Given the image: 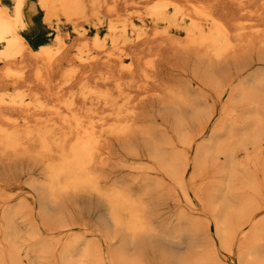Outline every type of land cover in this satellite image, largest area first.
I'll return each mask as SVG.
<instances>
[{"label":"bare ground","instance_id":"bare-ground-1","mask_svg":"<svg viewBox=\"0 0 264 264\" xmlns=\"http://www.w3.org/2000/svg\"><path fill=\"white\" fill-rule=\"evenodd\" d=\"M36 2L43 10L44 22L62 18L76 25L97 18L102 24L100 12L108 19L105 35L97 32L89 42L83 40L67 47L57 33L53 38L55 45L41 44L33 49L20 33L25 23L21 7L25 4L18 0L12 14L8 8L0 7V41H3L0 42V169L16 167L23 161L28 164L32 190L39 201L35 213L45 229L55 230L51 227L56 223L58 228L85 226L73 220L70 206L80 198H88L84 206L95 216L96 227L107 232L104 233L108 241L118 239L119 249L112 256L115 262L118 259L129 264L130 255L125 249L142 250L147 245L150 249L156 236L162 235L163 241L176 245L185 238L195 239L200 234L197 229L201 230L198 226L208 228L210 223L227 252L247 240H255L250 247L257 252L262 243L259 246L257 241L263 239L264 243V215L259 214L264 206L248 208L253 205L248 193L252 191L258 196L261 183L249 165L253 170L260 166L263 171L264 165L252 157L254 162L249 155L254 150L260 155L258 160L264 159V151L259 147L264 142V0H111L103 11L99 8L108 0ZM129 2L144 5L141 11L133 13L140 26L132 16L122 20L112 18ZM251 21L257 23L246 25ZM29 60L36 64L32 81L21 69L13 68L15 63ZM255 63L258 67L253 69ZM58 73L60 79L55 83ZM31 82L33 88L18 89L21 84ZM236 127L245 129L243 136L234 134ZM208 128L207 143L200 145L202 139L199 140L191 158L193 139L206 138ZM239 151L247 156L243 155L249 160L247 163L236 159ZM219 156L225 162L218 171L225 178L215 181V185L208 180L213 185L210 189L207 182L205 188L213 192L210 195L202 182H197L200 173L196 165H207L208 170ZM242 180H247L246 188H251L247 194ZM187 181L199 184L193 185L197 187L194 193L203 210L209 213L205 220L176 211L174 202L180 193L187 194L183 190ZM206 191L212 198L208 199ZM9 198L14 196L0 187L1 202ZM1 206L3 234L15 232L18 228L15 229V219L21 212L32 218L33 208L25 201ZM236 218L238 223L233 225ZM30 236L25 238L32 241L38 237ZM62 237L59 232L54 241L33 240L38 244L35 242L33 248L36 246L39 254L49 253L59 246ZM204 238H209L208 233ZM77 242L78 237L64 241L61 253L58 252L65 257ZM7 246L11 247L6 254L1 252L0 264L4 258L18 264L20 246L14 243ZM97 248H93L91 256L87 248L85 251L82 248L80 253H85L83 259L80 254V260L87 256L90 261L101 258L102 252ZM26 249L32 251L30 247ZM72 251L73 256L79 253ZM109 252L108 256L112 255ZM137 252L141 255V251ZM256 254L254 264L258 263ZM34 259L37 257L31 261ZM58 260L61 262V258ZM206 260L209 264H221L216 255Z\"/></svg>","mask_w":264,"mask_h":264},{"label":"rangeland","instance_id":"rangeland-1","mask_svg":"<svg viewBox=\"0 0 264 264\" xmlns=\"http://www.w3.org/2000/svg\"><path fill=\"white\" fill-rule=\"evenodd\" d=\"M0 3H2L3 5H5V6H7V8H8V12H9V14H12V12H10L9 11V9L11 10L12 8H13V0H0ZM108 3H111V0H108V2H107V4L106 3H104L105 4V6H103L104 4H102V6L99 8L100 10L99 11H103V9L108 5ZM129 4V5H128ZM128 4H126L125 5V7L124 6H121L120 7V11H119V13L117 14L118 16H114V17H112V18H114V20H122V19H126L128 16H132V19H134V22H135V24L137 25V26H140V22H138L136 19L137 18H135L136 16L134 15V14H136L137 13V11H141L142 10V8H141V6L143 7L144 5H141V4H137L138 6H139V8H138V6L136 5V4H134V2H129ZM133 5V6H132ZM128 6H129V8H128ZM135 6H137V7H135ZM31 7V9L32 10H30V9H28V8H30ZM144 9V8H143ZM122 11V12H121ZM125 11V14L123 13ZM136 11V12H135ZM128 12V13H127ZM131 14H130V13ZM134 13V14H133ZM23 14H24V20H25V23L28 25V27H27V30H24V31H20V33L21 34H23L24 36H25V38L27 39V41H28V43L30 44V46L33 48V49H36L39 45H41V44H50V45H55L56 43V41L55 40H53V38H54V36H55V34H59V35H61V37H62V39H63V41H64V46H72L73 44H76V42H80V43H82L83 42V40L84 41H87V42H89L91 39H92V37H94L95 36V34L97 33V32H99V34L101 35V36H103V35H105V33H106V21H108V19L104 16V14H103V12H100L99 13V15H98V17L100 18V20H102V24L100 23H98L97 22V18H91L88 22H78L76 25H74V24H72V23H67L64 19H58L57 21H56V19L57 18H54V19H52L50 22H44L43 21V24L42 23H40V19H41V16L43 15V10L40 8V6L37 4V2H36V0H27V3H25V6H24V9H23ZM128 15V16H127ZM127 16V17H126ZM118 17V18H117ZM117 18V19H116ZM97 19V20H96ZM252 22V21H251ZM251 22H247L246 23V25H249V26H251V25H255V22L256 21H253L252 23ZM48 23V24H47ZM62 23V24H61ZM80 23V24H79ZM85 23V24H84ZM98 23V24H97ZM257 23V22H256ZM260 22H258V24H259ZM56 25V26H55ZM70 25H71V27H70ZM80 25V26H79ZM99 25V26H98ZM94 26V27H93ZM148 26H150L149 24H148ZM56 27V28H55ZM73 27V28H72ZM80 27V28H79ZM79 28V29H78ZM74 29V30H73ZM83 30V31H82ZM72 31H74V32H72ZM64 37V38H63ZM78 39H77V38ZM83 38V39H82ZM80 43H77V44H80ZM72 44V45H71ZM29 62V63H28ZM26 61V63H28L29 64V67H28V65L25 63V62H23V63H19V62H17V63H15V64H13V68L15 69L16 68V70H22L23 71V74L27 77V79L28 80H30V81H32L31 80V78H33V73L32 72H34V67H35V62H31L30 60L29 61ZM16 64H17V66H16ZM27 65V66H26ZM2 66V63L0 64V67ZM22 66V67H21ZM25 66H26V68H28V69H26L25 68ZM17 67H19V68H17ZM258 67V65H256V63L254 64V67H253V69H255V68H257ZM33 70H32V69ZM25 71V72H24ZM30 71H31V73H30ZM28 74V75H27ZM31 75V76H30ZM29 76V77H28ZM244 76V75H243ZM243 76H242V78H243ZM59 79H60V76H59V73L57 74V75H55V77H54V82L56 83L57 82V80L59 81ZM29 84V85H28ZM23 83V84H21L20 86H19V88L18 89H20V90H27V88H28V86L29 87H32L34 84L31 82V83ZM33 88V87H32ZM241 126H239V128H240ZM210 128V127H209ZM209 128H208V131L206 132V134H205V136L204 137H206V138H200V137H195V139H193V147L191 148V158H192V156H194V154H195V150L194 149H196V148H194V146H196L197 144L199 145V140H201L202 139V141L200 142V145H202V143L204 142L205 144L207 143L206 141H207V137H208V135H209ZM237 129V127H236V130H234L235 132H234V134L236 135V136H238V137H241V136H243V134H244V131H245V129H243V128H241V129ZM237 130H241V131H237ZM241 134V135H240ZM205 140V141H204ZM195 142H198V143H196L195 144ZM203 143V144H204ZM260 148L261 149H263V151H264V142L262 141V142H260ZM254 148V147H253ZM255 148H257V147H255ZM250 154H252V155H249L251 158L252 157H255L256 159L255 160H257V162H258V164H260V161H261V163L264 165V159L261 157V159H263V160H261V159H259L258 160V158L260 157V155H258L257 153H256V151H254V150H251L250 151ZM237 155L238 156H236V159L238 160V161H243L244 163H247L249 160L246 158L247 156L243 153V151H239V153L237 152ZM243 155H245L246 157V159H244V156ZM257 156V157H256ZM217 159V160H216ZM214 161H213V163L212 164H210L209 166L211 167V168H208V170L206 169V166L207 165H204V164H201V166H202V168H201V166H200V164L199 165H196L197 166V168H196V171L197 172H199L201 175H202V177L200 178V174L198 175V180H197V182H199V184H200V182H202L201 183V185H203L204 186V190H207V189H205L206 188V186L208 185V183L209 182H212L213 183V185H215L214 184V182L216 181H221V180H224V175L220 172L219 173V171H218V168H219V166L220 165H222L225 161H224V157L222 156V157H217ZM242 159V160H241ZM253 159V158H252ZM254 160V159H253ZM255 160H254V162H255ZM217 161H218V163H217ZM245 161H247V162H245ZM20 165V166H19ZM18 166H16V167H9V168H5V169H0V187L1 188H3V191H4V193H7V194H11V195H13L14 196V198H9V200L7 201L6 199H4V201H2L1 202V200L2 199H0V205H2L3 207L5 206V204L6 205H16L18 202H20V201H25L26 203H28L29 204V206H31L32 208H33V213H32V218H30V219H28L27 217H26V213L25 212H21L20 214H19V216L18 217H16V219H15V232H19V233H15V232H6V233H8V236L10 237V239H11V241H10V239H9V237L7 236V234L6 233H4L3 234V231H1L0 230V254H2V253H4V254H6V251H8L7 249H10L9 247H11V246H7V245H11L12 243H14L15 245H17L18 247L20 246V249H19V252H20V260H19V262H18V264H31V262H33V264H60V263H62V264H64L65 262H63V261H65V259H66V261L67 260H69V259H67L68 257L71 259V260H69V261H67L65 264H68V263H70V262H72L73 260L75 261H73L72 262V264H76V262H79L80 263V261H83V262H81V263H83V264H85L86 263V261L88 262V261H90V258H88L87 259V257H85L87 260H85V258H84V260H80V254H81V256H82V254L83 253H85V252H83V253H80L81 251H85V249L87 248V253L89 254V256H91V254L93 253L94 254V250H96L95 248H96V246H98V248L97 249H99L101 252H102V256H101V258H93V259H95V261H93V259H91V261H90V263L88 262V264H109L110 262H111V264H123V262L121 263V262H119L118 261V259L116 260V262H115V259L113 258L112 259V256H113V252L115 251H117L119 248L118 247H116V246H118V239H114L113 241L111 240V242L110 241H108L107 240V234H105L104 232H106L105 230H103V229H98L96 226H97V224H96V220H95V216L92 214V212H89L88 213V211H87V207H85L84 206V204H85V202H87L88 201V198H80L79 200H78V203H76V204H71V208H73L72 209V217H73V220H75L76 222H80V223H85V226H82V225H77V226H73L72 228H67L66 226L65 227H59L58 228V224L56 223L54 226L52 225V227L51 228H53L54 227V229L55 230H53V229H50L49 230V228L47 227V229H45L46 227L44 226V224L41 222V220L39 219L40 217L38 216V209H37V206L39 207V201H38V195L36 194V192H34V190H32L33 189V187H32V185H31V183H30V175L28 174L29 172L28 171H30L29 170V167H28V164H26V162L25 161H23V162H21L20 164H19ZM261 165V164H260ZM213 166H215V169L216 170H214V167ZM191 167H192V162H191ZM208 167V166H207ZM249 169L251 170V171H253V172H255V176H256V178H257V180H259L261 183H260V186H258L259 184H258V182H257V186H258V190L260 191L259 192V195L257 196V193L256 192H254V193H256V195H253V193H251L252 191L250 190L251 188H249V187H247L246 188V185H247V180H242L243 182H244V185H245V183H246V185H245V191H246V194L248 193V191H251V192H249L248 193V196L250 197V200L249 201H252V203H253V205H250V203H249V205L250 206H248V208L249 207H253V209H258L259 207H263L264 206V200H261V199H264V188L262 187V185L264 184V174H261V173H264V171L262 170V168L261 169H259L260 168V166H259V171H262V172H259L258 171V169L257 168H255V169H257V171L254 169H252L253 167L251 166V165H249ZM19 168H20V170H19ZM193 168V167H192ZM192 168H191V172H192ZM8 169V170H7ZM22 169V170H21ZM202 169V170H201ZM214 171H216L215 173H216V175H215V173L213 174L212 173V171L213 170ZM13 170V171H12ZM209 170H210V172H209ZM212 170V171H211ZM22 171V172H21ZM256 172H257V174H256ZM211 173L213 174V175H211ZM219 173V174H218ZM205 175V177H204V175ZM211 176H210V175ZM214 175H215V177H214ZM220 175V176H219ZM30 177V178H29ZM208 177V178H207ZM210 177H213L212 179L210 178ZM206 178H207V181H206ZM262 178V179H261ZM199 179H200V181H199ZM210 179H211V181H210ZM29 180V181H28ZM208 180H209V182H208ZM3 181V182H2ZM27 181V182H26ZM246 181V182H245ZM250 180L248 179V182H249ZM188 182V181H187ZM187 182H185L184 183V185H183V188H185L186 187V190L185 189H183L184 191H185V193H187L186 195L188 196V197H186V195L185 194H183V193H180V195H179V198H176V200H175V207H176V211L179 213V214H181V215H184V216H190L189 218H195V219H197V218H199V219H202V220H205L207 217H208V215H209V213L208 212H205V210H203V207H202V205H201V203L199 202V200L195 197V193H194V191L196 190V188L197 187H195L194 188V186L195 185H199L198 183L197 184H192V183H187ZM208 182V183H207ZM215 182V183H216ZM263 182V183H262ZM30 183V184H29ZM207 183V184H206ZM190 184V185H189ZM194 185V186H193ZM212 185V186H213ZM185 186V187H184ZM212 186H211V183H209V187H210V189H212ZM264 186V185H263ZM190 187V188H189ZM209 187H207V188H209ZM260 187V188H259ZM249 188V189H248ZM263 188V189H262ZM194 189V190H193ZM209 189V190H210ZM209 190H207L208 192H209V194H210V192L211 193H213L212 191H209ZM263 190V191H262ZM206 191V192H207ZM208 192L206 193V196H208V199H209V197H211L210 195H212V194H210V195H208ZM17 193V194H16ZM35 193V194H34ZM261 193V194H260ZM249 194H251V195H249ZM251 196L253 197V199L251 198ZM256 196V197H255ZM261 198H260V197ZM36 197V198H35ZM206 198V197H205ZM212 198V197H211ZM210 198V199H211ZM259 198V199H258ZM24 199V200H23ZM247 199H249V198H245V200L246 201H248ZM6 200V201H5ZM197 200V201H196ZM256 200V201H255ZM259 201H260V203H259ZM230 203V205H231V203L232 202H229ZM260 204V206H258ZM262 204H263V206H262ZM76 205V206H75ZM257 205V206H256ZM1 206V207H2ZM74 206V207H73ZM193 207V208H192ZM210 207L215 211V212H217V208L216 209H214L213 208V206H211L210 205ZM76 208H78V209H76ZM248 208H245L246 210H249ZM78 210V211H77ZM180 210V211H179ZM245 210V211H246ZM37 211V213H35ZM214 211L212 212V214H214ZM194 212V213H193ZM203 212V213H202ZM202 213V214H201ZM207 213H208V215H207ZM216 214V213H215ZM259 214H261V215H264V209L259 213ZM23 215V216H25V217H22V219H25V220H23L22 221V219L20 218L21 216ZM192 216V217H191ZM20 219H21V221H20ZM66 220H68V219H66ZM95 220V221H94ZM30 221V222H29ZM69 221V220H68ZM17 222V223H16ZM25 222V223H24ZM41 222V223H40ZM41 224V226H40V224ZM89 223H90V225H89ZM238 223V220H237V218L235 219V220H233V225H236ZM23 224V225H22ZM29 224V229H27L28 227H27V225ZM32 225V226H31ZM44 226V227H43ZM27 227V228H26ZM32 227V229L31 230H33L32 232H34V233H32V232H30L29 233V231H31L30 230V228ZM201 228V230H199V229H197V232H199L200 231V234H199V236L197 237V238H195V239H193L192 238V240H190L191 239V237L190 238H185V240H184V242L182 243V244H179V245H176L175 243H173V242H169V243H167L166 241H163V240H165L164 239V237L162 236V235H160V236H158L161 240H159V242H156L157 241V236H156V238L154 237L152 240H151V248L149 249V247H150V245H147L146 247H144L142 250H140V249H134V248H128V249H125V253H126V251L128 250V253H126L127 255H130L129 256V258H130V261L132 262V264H134V262H136L137 260V262L135 263V264H141V263H143V264H178V262H179V264H180V262H182V264H209L208 263V261L206 260V259H208V257L210 256V255H216V258H217V260L219 261V263H221V264H254V261L253 260H255V259H253V257H255V254L258 252V250H259V253H257L256 255L258 256L257 257V261H258V263H255V264H264V243H263V239H261V240H259V241H257V243H261V246H262V248H261V246H260V243H259V248L260 249H258L257 250V252H255L254 253V248H252V246L250 247V245H253L254 243H255V240H254V242L252 241V240H247L248 242H249V244H248V242L246 241V242H244L241 246H239V247H237V245H234L233 246V249H232V251H228L227 252V249H225V248H223L222 247V243H221V238L219 237V236H217L216 234H215V227H214V225L212 224V223H210L209 224V226H208V228H206V227H204L203 225H202V227H201V225L200 226H198V228ZM214 227V229H212ZM58 228V229H57ZM61 228V229H60ZM66 228V229H65ZM204 228V229H203ZM60 229V230H59ZM20 230V231H19ZM27 231V232H25V231ZM103 230V231H102ZM48 231H51V232H48ZM53 231V232H52ZM21 232H22V234H21ZM26 233V234H28V236L31 238V234L33 235V237H37L36 239L38 240V239H51L52 241H54V239L56 238V237H58V234H59V232H62V235H63V237H62V241L60 242V244H59V246H57L56 247V249H52L51 251H49V253H37V252H39L38 251V248L36 247V246H38V244H37V240L34 238V239H32V241L31 240H29V239H26V238H29V237H27V235L26 236H24V233ZM205 232V233H204ZM36 233V234H35ZM98 233V234H97ZM107 233V232H106ZM206 233H208V235H209V238H204L205 236H206ZM3 234V235H2ZM5 234H6V236L8 237H6L5 236ZM12 235H13V237H14V239L16 240H14L13 238H12ZM35 235V236H34ZM4 238V240L2 239V237ZM7 238L6 240H5V237ZM19 237V238H17L16 239V237ZM45 236V237H44ZM105 236V237H104ZM26 237V238H25ZM32 237V238H33ZM50 237H52V238H50ZM79 238V242H80V238H81V241L83 242H77L78 243V245H77V243H76V246L73 244V246H72V248H71V250H70V253L68 254V255H66L65 257L64 256H62L60 253H61V249H60V247H62V245H61V243L63 244V242L64 241H66V240H71L72 238ZM200 237V238H199ZM71 238V239H70ZM20 239V240H19ZM64 239V240H63ZM87 239H89V243H86L85 241H87L88 242V240ZM96 241H95V240ZM102 239V240H101ZM156 239V240H155ZM201 239V240H200ZM206 239H207V242H206ZM23 240V241H22ZM33 240H36L35 242H36V246L33 248V246L35 245L34 243H33ZM92 240H94V241H92ZM108 242H107V241ZM155 240V241H154ZM212 240V241H211ZM6 242V244L5 243H2V242ZM9 241V242H8ZM18 241V242H17ZM20 241V242H19ZM169 241V240H168ZM190 241V242H189ZM208 241H210V242H208ZM24 242H26L27 244H25ZM29 242V243H28ZM91 242V243H90ZM97 242V243H96ZM188 242V243H187ZM192 242V243H191ZM24 243V244H23ZM152 243H153V245H152ZM159 243V244H158ZM162 243H164V244H162ZM85 244H87L86 245V248L84 247L85 246ZM158 244V246H156ZM210 244V245H209ZM213 244V245H212ZM27 245V246H26ZM32 245V246H31ZM162 247H161V246ZM164 245V246H163ZM192 245V246H191ZM196 245V246H195ZM248 245H249V248L251 249H249L248 248ZM83 246V247H82ZM93 246H95V247H93ZM155 246H156V249H155ZM177 246V247H176ZM199 248H198V247ZM208 246V247H207ZM246 246H247V249H246ZM29 248L30 247V249H31V247L33 248V250L32 251H35L36 252V254H39V255H36V254H34V252H32V251H30L29 249L27 250L26 248ZM158 247V248H157ZM166 247V248H165ZM169 247V248H168ZM172 247V248H171ZM175 247V248H174ZM37 250H36V249ZM80 250V251H76V250H78V249ZM82 248H83V250H82ZM93 248H94V250H93ZM114 250H113V249ZM153 248V249H152ZM159 248H164L163 250H160ZM3 249V250H2ZM113 251H112V250ZM152 249V251L150 252V250ZM179 249V250H178ZM242 249V250H241ZM257 249V248H256ZM27 250V251H26ZM55 250V251H54ZM60 250V251H59ZM72 250H74L75 251V253H77V252H79V253H77V255H78V257H77V255L76 256H73L74 254V252L72 251ZM98 250V251H99ZM112 251V252H109V251ZM133 250H134V252L136 251L137 252V250L138 251H141V255H140V253L138 254V252L135 254L134 252H133ZM157 250V251H156ZM166 250V251H165ZM253 250V251H252ZM261 250H263L262 251V253H261ZM60 253H59V252ZM142 251H143V253H142ZM159 251V252H158ZM162 251H164V252H162ZM168 251V252H167ZM171 251V252H170ZM174 251V252H173ZM247 251H248V253H247ZM2 252V253H1ZM30 254H29V253ZM50 252H53V253H50ZM108 252L111 254L112 253V255H110V256H108L109 254H108ZM166 252V253H165ZM31 253L33 254V256L31 255ZM57 253V254H56ZM60 254V256H62V257H60L59 256V254ZM151 253V254H150ZM161 253V254H160ZM162 253H163V255H162ZM165 253V254H164ZM170 253H172V255L170 254ZM188 253V254H187ZM245 253L247 254V255H245ZM254 253V254H253ZM42 254H45L44 255V257L42 256ZM53 254V256H52V258H50L51 257V255ZM138 254V255H137ZM158 254V255H157ZM169 254V255H168ZM250 254H251V256H250ZM254 256H253V255ZM31 255V256H30ZM57 255H58V257H57ZM143 255V256H142ZM164 256V255H166V256H164V258H161L162 256ZM169 257H168V256ZM171 255V256H170ZM174 255V256H173ZM71 256H73V257H71ZM176 256V257H175ZM26 257H28V259L29 258H31V259H33V258H35V257H37V259L35 260H32L31 261V259H29V260H27V259H25ZM64 257V260L62 259ZM76 257V258H75ZM111 257V258H110ZM133 257H134V259H133ZM173 257V258H172ZM43 258V260H44V258L46 259V261L47 260H50V261H48V262H46L45 260V262L42 260H40V259H42ZM58 258L60 259L61 258V262H59V260H58ZM73 258V259H72ZM75 258V259H74ZM78 258H79V260L80 261H78ZM128 258V257H127ZM140 258V259H139ZM160 258H161V260H160ZM165 258H169V259H171L172 258V260H169V259H166V260H164L163 261V259H165ZM183 258V259H182ZM259 258V259H258ZM77 259V260H76ZM81 259H83V256L81 257ZM136 259V260H135ZM142 259V260H141ZM173 259H174V261H173ZM193 259H194V261H193ZM202 259H203V261H202ZM205 259V260H204ZM40 260V261H39ZM111 260V261H110ZM112 260H114V261H112ZM135 260V261H134ZM140 260V261H139ZM150 260V261H149ZM158 260H160L159 262L160 263H157L158 262ZM169 260V261H168ZM176 260V261H175ZM244 260V261H243ZM28 261V262H27ZM102 261V262H101ZM142 261V262H141ZM162 261H163V263H162ZM251 261H253V262H251ZM96 262V263H95ZM113 262V263H112ZM131 262L129 263V264H131ZM141 262V263H140ZM169 262V263H168ZM9 263V261L6 259V258H4V260H3V263L2 264H8ZM79 263H77V264H79ZM128 263V262H127ZM126 262H124V264H127ZM9 264H11V263H9ZM87 264V263H86ZM216 264V263H215Z\"/></svg>","mask_w":264,"mask_h":264},{"label":"clouds","instance_id":"clouds-1","mask_svg":"<svg viewBox=\"0 0 264 264\" xmlns=\"http://www.w3.org/2000/svg\"><path fill=\"white\" fill-rule=\"evenodd\" d=\"M17 3H18V0H13V8L11 10L9 9L10 12H14L15 11V9L17 7ZM20 3L21 4H25V3H27V0H20ZM0 7L7 8V6L3 5L2 3H0ZM22 11H23V9L21 7V13H22ZM27 27H28V25L26 23H24L23 27L20 28V31L27 30ZM0 42H3V41H0Z\"/></svg>","mask_w":264,"mask_h":264},{"label":"crops","instance_id":"crops-1","mask_svg":"<svg viewBox=\"0 0 264 264\" xmlns=\"http://www.w3.org/2000/svg\"><path fill=\"white\" fill-rule=\"evenodd\" d=\"M25 6V5H24ZM24 9V8H23ZM40 23L43 24V15L41 16Z\"/></svg>","mask_w":264,"mask_h":264}]
</instances>
